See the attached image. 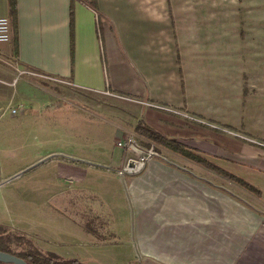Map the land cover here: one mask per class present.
Wrapping results in <instances>:
<instances>
[{
  "label": "crops",
  "instance_id": "1",
  "mask_svg": "<svg viewBox=\"0 0 264 264\" xmlns=\"http://www.w3.org/2000/svg\"><path fill=\"white\" fill-rule=\"evenodd\" d=\"M254 2L17 0L13 22L9 0H0L12 32L0 59L14 68L0 67L8 105L0 116L10 107L24 117L62 107L52 114L61 120L57 146L13 174L29 167L12 178L27 181L4 225L37 235L55 211L61 244L74 245L46 251L85 264H233L223 244L208 243L253 240L257 219L264 223V11ZM19 71L31 74L14 84ZM140 123L173 147L139 135ZM130 135L161 156L123 177L134 153L117 143ZM74 212L92 226L70 221Z\"/></svg>",
  "mask_w": 264,
  "mask_h": 264
},
{
  "label": "rangeland",
  "instance_id": "2",
  "mask_svg": "<svg viewBox=\"0 0 264 264\" xmlns=\"http://www.w3.org/2000/svg\"><path fill=\"white\" fill-rule=\"evenodd\" d=\"M241 4H243V1H241ZM252 6H254V9L264 11V0H255ZM0 67L10 68L12 70L14 69L11 61H2L1 59ZM26 75L28 74H17L15 80L18 79L19 81ZM7 106V102L0 101V108H6ZM55 107L56 106L54 105L49 109L44 110V112L39 115L29 113L26 117H24L21 116V114L13 116L10 113H6L5 115L0 116V184L3 183V186L0 187V224H6L7 222H10V218H13L10 213L11 210L9 209H13V207L8 204L11 197H14L15 200H19L21 202L23 200L22 188L24 182L27 180H13L12 178L24 171H27L29 167L19 173H16L15 175H13L14 172L47 154L57 146L56 144H58V141L60 140L61 132H59L60 130L55 131V127L60 126L61 120L52 118V114L53 111H59L62 107ZM13 108L14 107H10V110ZM51 126L54 127L51 131L45 129ZM62 132L66 135V131ZM143 144L144 146H148V144H145L144 142ZM28 173L29 172H26L23 175L21 174L19 177H23ZM58 217H60V214ZM67 217H69L68 219H70V221L78 218L81 222H85L86 225L87 223H90L91 225H89V227L93 224L92 220H83V218L76 212L72 215L69 213ZM46 222L48 224H43V228L40 227L38 232L39 234L35 235L27 233L41 249L46 251L50 248L55 249L60 246L70 248L74 245L71 243L61 244L62 240L60 239V235L66 234L64 233L62 223H58L57 221L55 211L48 215ZM258 225L259 222L257 219V230L253 240H245L234 243L209 242V249H214L216 243L217 246L223 244L225 247L224 250L230 251L232 254L230 257L224 255V261L227 263L264 264V223L262 225ZM148 228L149 227H144L143 231L146 232ZM208 232L210 234H214L218 231L216 227H208ZM48 235H50V238L47 237ZM112 238L113 237L109 234L103 236L105 241H110ZM232 245L238 247V250L233 249ZM226 251L224 252L226 253Z\"/></svg>",
  "mask_w": 264,
  "mask_h": 264
},
{
  "label": "trees",
  "instance_id": "3",
  "mask_svg": "<svg viewBox=\"0 0 264 264\" xmlns=\"http://www.w3.org/2000/svg\"><path fill=\"white\" fill-rule=\"evenodd\" d=\"M9 6L11 19L13 22H15L17 19V0H9ZM135 131L139 135L162 147L171 148L174 145L173 142L165 139V137H163L161 134L157 133L143 123L137 125L135 127ZM186 155L189 157L191 156V154ZM193 159L209 170L225 177L229 181L234 182L235 184H238L259 196L261 195L260 191L255 186L251 185L244 179L220 168L216 164L204 158L193 157ZM94 234L102 237L96 232H94ZM0 252L9 253L13 256L21 258L25 260L27 264H85L77 259H66L55 253L45 251L41 249L26 232L4 224H0ZM0 264L5 263L0 262Z\"/></svg>",
  "mask_w": 264,
  "mask_h": 264
},
{
  "label": "built area",
  "instance_id": "4",
  "mask_svg": "<svg viewBox=\"0 0 264 264\" xmlns=\"http://www.w3.org/2000/svg\"><path fill=\"white\" fill-rule=\"evenodd\" d=\"M11 34H12L11 22L9 18H0V42H6L11 40ZM22 74H31V73L27 71L18 72V75H22ZM32 74L37 75L38 77L46 81H52L58 84H69L68 82L56 77L34 74V73ZM17 81L18 79L15 80L14 83H16ZM22 111H23L22 107H14L13 109L10 110L12 115H16ZM139 140L140 139H138L137 136L130 135L128 138L119 141L117 143V146L123 149L124 151L134 153V157L129 158L125 166L118 171V174L120 176L124 177L125 175L139 174L141 171H143L146 168V166L149 164L150 161H152V159L161 156L156 144L147 143L148 146H144L143 141L142 140L139 141Z\"/></svg>",
  "mask_w": 264,
  "mask_h": 264
},
{
  "label": "water",
  "instance_id": "5",
  "mask_svg": "<svg viewBox=\"0 0 264 264\" xmlns=\"http://www.w3.org/2000/svg\"><path fill=\"white\" fill-rule=\"evenodd\" d=\"M2 186L3 183L0 184V187ZM0 262L5 264H27L25 260L5 252H0Z\"/></svg>",
  "mask_w": 264,
  "mask_h": 264
}]
</instances>
